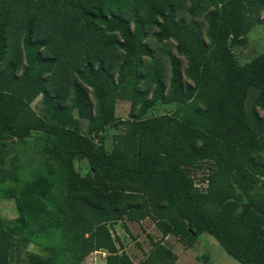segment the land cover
Wrapping results in <instances>:
<instances>
[{"label": "trees", "instance_id": "trees-1", "mask_svg": "<svg viewBox=\"0 0 264 264\" xmlns=\"http://www.w3.org/2000/svg\"><path fill=\"white\" fill-rule=\"evenodd\" d=\"M188 1L190 16L204 15V34L178 19L176 0H0V129L42 132L66 177L53 217L35 211L46 184L28 185L18 202L26 239L15 241L0 218V264H19L15 242L55 231L66 240L64 264L101 250L106 264H135L110 227L146 219L162 237L140 264L175 261L167 237L191 248L204 233L239 263L264 264V52L242 64L232 50L261 22L264 0ZM151 29L175 44L168 84L145 42ZM118 101L130 104L125 119ZM158 104L175 108L148 115ZM109 127L120 130L111 150ZM202 163L199 188L189 169ZM22 264H55L54 255Z\"/></svg>", "mask_w": 264, "mask_h": 264}, {"label": "rangeland", "instance_id": "rangeland-1", "mask_svg": "<svg viewBox=\"0 0 264 264\" xmlns=\"http://www.w3.org/2000/svg\"><path fill=\"white\" fill-rule=\"evenodd\" d=\"M180 4L178 19H185L187 22L196 20L202 33L206 31L204 15L193 18L187 12L190 3L188 0H176ZM155 29L147 30L146 43L153 49L155 57L160 61L162 74L165 82L170 80V55H176L173 41L158 43L153 33ZM232 50L236 58L242 63H246L264 52V10L261 13V22L254 27L247 35L246 39ZM183 61V69L186 68V61ZM148 60H145V63ZM90 97L95 103V99L90 93ZM32 107L39 115L43 114L40 105V98L32 103ZM175 105H157L148 115H159L169 113L174 110ZM130 112V104L118 101L116 105L117 119H125ZM261 116L264 111L258 110ZM82 132L86 133L83 126ZM120 130L114 127L107 128L104 133V144L111 150L114 144V136ZM95 141L99 139L92 136ZM52 144L42 132L32 131L29 135L11 134L0 129V218L2 226L9 231L16 240L26 239V234L21 231L19 219L22 214L18 207L19 200H23L30 195L28 185L30 183L46 184L45 196L40 199L38 207L35 209L43 217H53L58 215L59 205L63 197L66 177L65 170L61 162L53 157ZM69 155V154H67ZM70 156V155H69ZM75 170L81 176H86L91 172L90 166L85 159L74 158ZM189 173L194 177L196 186L204 188L205 178L208 170L205 163L192 169ZM39 199V198H38ZM114 237L119 239L117 246L119 251L125 252L134 263L140 264L153 250L154 243L158 242L162 234L150 219L140 223L118 222L111 225ZM24 243V241H23ZM17 248V259L19 264L27 258L28 254L54 255L55 264L67 263L68 257L65 251L66 240L59 231L51 235L44 233L32 234L25 244L15 242ZM164 245L176 255V260L172 261L170 255L162 256L156 264H241L230 257L219 243L209 234H202L191 248H186L177 239L170 236L164 240ZM106 251H95L89 254L81 264H106Z\"/></svg>", "mask_w": 264, "mask_h": 264}, {"label": "crops", "instance_id": "crops-1", "mask_svg": "<svg viewBox=\"0 0 264 264\" xmlns=\"http://www.w3.org/2000/svg\"><path fill=\"white\" fill-rule=\"evenodd\" d=\"M168 238H169V237H167L166 239H168ZM166 239H165V240H166ZM131 260H132V259H131ZM135 264H136V263H135Z\"/></svg>", "mask_w": 264, "mask_h": 264}]
</instances>
